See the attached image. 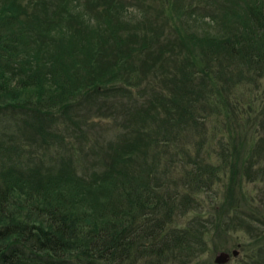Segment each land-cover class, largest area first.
Listing matches in <instances>:
<instances>
[{
  "label": "trees",
  "instance_id": "1",
  "mask_svg": "<svg viewBox=\"0 0 264 264\" xmlns=\"http://www.w3.org/2000/svg\"><path fill=\"white\" fill-rule=\"evenodd\" d=\"M261 212L264 0H0V264H191L229 225L264 264Z\"/></svg>",
  "mask_w": 264,
  "mask_h": 264
},
{
  "label": "rangeland",
  "instance_id": "2",
  "mask_svg": "<svg viewBox=\"0 0 264 264\" xmlns=\"http://www.w3.org/2000/svg\"><path fill=\"white\" fill-rule=\"evenodd\" d=\"M143 104L139 107H143ZM108 105L114 106L111 105V103ZM93 120L102 123L99 117H96ZM109 120L112 121V117H108L103 121L106 122ZM207 203L209 204V202ZM259 216L262 221H258V226L259 228H262L264 227V212L259 213ZM208 238L206 250L200 256V260L192 262L191 264H235L238 259H241L242 257L248 259L250 255L255 254L257 244L261 241L254 239L247 229L241 228L240 226H238V228H230V225L228 228H220L219 230L211 229L210 236ZM233 248H238L239 253L237 255L232 254L231 258H229L227 262L219 263L215 260L216 255L220 251L226 250L231 252ZM255 257L257 259H264L262 254H257ZM246 264L249 263L246 262Z\"/></svg>",
  "mask_w": 264,
  "mask_h": 264
},
{
  "label": "water",
  "instance_id": "3",
  "mask_svg": "<svg viewBox=\"0 0 264 264\" xmlns=\"http://www.w3.org/2000/svg\"><path fill=\"white\" fill-rule=\"evenodd\" d=\"M238 253V248H233L231 252L222 250L216 255L215 260L219 263H225L228 261L229 258H231L232 254L237 255Z\"/></svg>",
  "mask_w": 264,
  "mask_h": 264
}]
</instances>
